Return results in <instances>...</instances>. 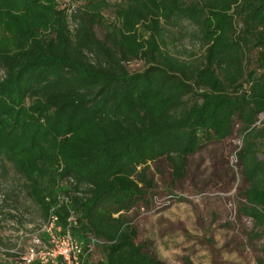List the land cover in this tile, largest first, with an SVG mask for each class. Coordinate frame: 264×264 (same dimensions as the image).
I'll list each match as a JSON object with an SVG mask.
<instances>
[{"label":"trees","instance_id":"obj_1","mask_svg":"<svg viewBox=\"0 0 264 264\" xmlns=\"http://www.w3.org/2000/svg\"><path fill=\"white\" fill-rule=\"evenodd\" d=\"M84 1L0 0V167L24 181L43 223L55 216L86 246L101 241V259L86 264H165L123 216L150 186L146 167L164 158L178 181L190 155L239 123L240 211L264 228V0ZM110 9L114 22L103 15ZM183 33L202 44L200 61L171 53ZM134 61L144 69L131 73ZM12 214L0 204V226L8 216L19 231ZM1 249L0 264L18 258Z\"/></svg>","mask_w":264,"mask_h":264},{"label":"rangeland","instance_id":"obj_2","mask_svg":"<svg viewBox=\"0 0 264 264\" xmlns=\"http://www.w3.org/2000/svg\"><path fill=\"white\" fill-rule=\"evenodd\" d=\"M64 2L73 8L85 3L57 0L58 9L63 8ZM103 15L109 22L115 21L112 9ZM236 27L238 31L243 29L242 20L236 19ZM95 32L105 40L102 27H96ZM169 49L174 56L192 61H200L204 52L202 44L189 33L179 34L177 40L169 43ZM244 51L246 68H254L258 50L249 45ZM144 67L142 61L127 65L131 73ZM2 77L0 70V80ZM257 125L264 128V115ZM242 139L241 126L236 123L231 137L203 143L187 158L185 175L178 181H173L172 167L164 158L148 164L145 174L150 186L142 185L144 197L123 216L137 229V243L153 258L165 264H264V228H256L240 211L248 188L237 159ZM258 157L264 160V140ZM23 185L10 166L0 167V204L5 215L13 213L20 219L18 231L12 225L13 219L4 216L0 226L3 249H13L15 244L24 249L35 236L45 237L40 233L42 212L23 193ZM96 248L89 256L92 263L101 259L100 248ZM0 259L5 261L3 256Z\"/></svg>","mask_w":264,"mask_h":264},{"label":"built area","instance_id":"obj_3","mask_svg":"<svg viewBox=\"0 0 264 264\" xmlns=\"http://www.w3.org/2000/svg\"><path fill=\"white\" fill-rule=\"evenodd\" d=\"M57 222V217L52 216L40 228V233L45 237L35 236L24 249L18 245L13 250L1 249L2 253L17 255L15 264H86L96 246L102 242L92 237L86 246L69 229L63 230L58 226Z\"/></svg>","mask_w":264,"mask_h":264}]
</instances>
